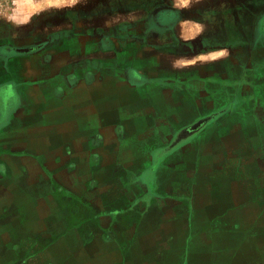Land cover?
<instances>
[{
	"label": "flooded vegetation",
	"instance_id": "af4514ba",
	"mask_svg": "<svg viewBox=\"0 0 264 264\" xmlns=\"http://www.w3.org/2000/svg\"><path fill=\"white\" fill-rule=\"evenodd\" d=\"M34 20L30 32L0 37V142L11 141L0 143V264H27L34 256H46L54 242L97 220L93 214L111 212L100 209L98 204L106 203L93 197L97 180L90 190L85 185L82 195L70 193L57 183V168L65 175L71 167L84 168L88 142L100 165L103 133L125 136L133 121L145 120L142 114L164 116L168 90L172 97L184 87L203 93L192 84L199 79L194 67L238 74L228 80L199 79L216 83L214 93L232 102V110L241 95L251 101L264 97V0H84L52 11L47 28L40 17ZM223 52L226 60L234 59L233 66L243 60V67H222L227 64L223 56L207 64L195 60ZM253 55L258 64L251 63ZM195 99L198 103L199 96ZM99 103L105 105L99 108ZM178 106L171 118L183 121L184 105ZM155 118L160 124L161 118ZM123 120H129L128 126ZM200 128L196 123L177 135L184 138ZM45 131L49 134L39 135ZM24 132L38 137L28 140ZM35 163H47V183L29 178ZM43 186L47 195L41 193ZM138 207L128 202L121 208Z\"/></svg>",
	"mask_w": 264,
	"mask_h": 264
},
{
	"label": "rangeland",
	"instance_id": "374dc122",
	"mask_svg": "<svg viewBox=\"0 0 264 264\" xmlns=\"http://www.w3.org/2000/svg\"><path fill=\"white\" fill-rule=\"evenodd\" d=\"M83 1L0 0V37L6 33L14 35L18 30H23V34L30 32L27 28L34 24L36 17L44 22L42 28H47L52 11H62ZM31 21H34L33 24ZM180 90L183 91H174V97L168 90L169 109L165 110L164 116L149 112L142 114L145 120L136 119L139 124L133 121L130 124L131 133H125V136L121 131L116 134L103 133L105 142L99 152L102 158L100 165L97 156L90 153V148L94 145H89L88 142L85 167H71L72 173L68 172L66 175L65 170L58 167L60 181L57 183H63L65 186H61L65 191L82 195L85 185L90 190L95 187L97 180L98 189L93 197L109 204L103 206V203H99L100 209L112 210L116 204L118 208L126 207L128 202L139 204L142 202L140 198L149 195L157 198L164 193L183 199H178V203L167 201L161 204L152 198L146 207L159 210L178 206L181 212L190 214L195 207L218 208L221 207L220 204H224L226 214L232 215L226 216L233 220L232 227L227 225L224 231L211 230V243L225 239L226 243L231 244L227 251L232 252L233 258L241 257L231 264H262L264 249L260 246L256 248L255 245L256 239L258 244L264 240V231H256L258 227L264 228V125L261 123L264 122V113L260 112L264 107V97L251 101L248 96L241 95L239 107L232 110V102L227 98L223 100V94L212 101L211 96H207L206 89L202 90L205 97H202L203 93L195 94L186 87ZM198 96L197 103L195 98ZM179 102L184 105L183 116L186 118L183 121L177 118L172 120L170 114L171 109L178 110ZM104 105L99 103L98 107L102 108ZM230 111L233 112L226 115ZM156 116L161 118L160 124L159 120L156 121ZM146 117L149 118L148 122ZM128 122L129 120L120 121L123 127L128 126ZM196 123L201 124L199 132L184 135V138L178 137L177 134H181L182 130ZM31 126L28 129L31 130L34 124ZM47 134L49 133L45 131L39 135ZM37 135L24 132L23 136L30 140L38 137ZM0 143L11 141L3 140ZM35 165V169L28 173L31 175L29 178L34 177L35 181L47 183V176L51 174L47 163L44 164L45 167ZM33 191L39 192L36 189ZM41 191L47 195L45 186ZM224 195H232L228 198L231 203L225 200L226 197L222 198ZM211 197L215 200L210 202ZM197 202L200 204L197 205ZM204 203L210 205L204 206ZM250 209L258 215L249 217L243 212L242 222L234 216L242 210ZM206 234L201 232L200 236ZM248 259L251 262H247Z\"/></svg>",
	"mask_w": 264,
	"mask_h": 264
},
{
	"label": "crops",
	"instance_id": "0c3cea01",
	"mask_svg": "<svg viewBox=\"0 0 264 264\" xmlns=\"http://www.w3.org/2000/svg\"><path fill=\"white\" fill-rule=\"evenodd\" d=\"M218 57H222L221 60L228 64H223L222 67H243L244 65L243 60H239L241 64L233 66L234 59L226 60L224 52L223 55H202L195 60L197 63L207 64L210 59L218 60ZM251 63L258 64L257 55H253ZM223 70L212 69L204 64L194 67V73L199 75L201 80L218 77L228 80L229 76L238 77V74L234 75L235 71L229 74V70L226 71L227 68ZM199 79L194 80L192 84L203 87L207 92H212L214 97L211 100L215 101L217 93L214 92L218 91L217 84L207 80V82H201ZM223 100H226V97ZM150 196L140 198L142 202L137 204L139 209L115 207L110 213L102 211L101 214H93L91 217H96L97 220H92L90 225L85 224L80 227L79 231L72 232L75 236L71 233L67 239L54 242L49 246L46 256H34L27 261V264H231L241 258H233L232 252L227 251L231 244L226 243L225 239L222 242L215 240L214 244L210 240L212 231H224V227L231 226L233 221L230 217L226 218L232 215L226 214L224 204L216 208L217 206L210 207V204L204 203V206L209 207L202 209L195 207L190 214H187L181 212L178 206L159 210L148 208L146 206L153 198ZM231 196L224 195L222 198L226 197L225 200L231 203L228 200ZM153 199L165 204L167 201L178 203V199L181 198L164 193ZM209 200L211 202L215 199L211 197ZM199 204L197 202V205ZM234 216L240 218L241 222L243 221L242 211ZM107 231H112V234L109 235ZM201 232H206V236H200ZM76 235H78L77 238ZM256 241L255 247L260 246L264 249V240H261L260 244H258V239ZM41 257V261L35 259ZM261 262L264 264V260Z\"/></svg>",
	"mask_w": 264,
	"mask_h": 264
}]
</instances>
